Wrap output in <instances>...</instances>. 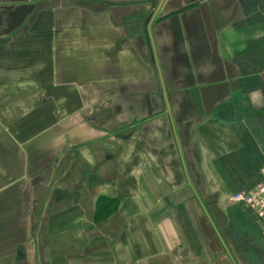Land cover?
<instances>
[{
  "label": "crops",
  "instance_id": "0c3cea01",
  "mask_svg": "<svg viewBox=\"0 0 264 264\" xmlns=\"http://www.w3.org/2000/svg\"><path fill=\"white\" fill-rule=\"evenodd\" d=\"M263 168L264 0H0V264H264Z\"/></svg>",
  "mask_w": 264,
  "mask_h": 264
},
{
  "label": "built area",
  "instance_id": "2783aa9c",
  "mask_svg": "<svg viewBox=\"0 0 264 264\" xmlns=\"http://www.w3.org/2000/svg\"><path fill=\"white\" fill-rule=\"evenodd\" d=\"M263 181L253 191L239 192L232 196V203L240 204L252 210L257 219L264 225V168Z\"/></svg>",
  "mask_w": 264,
  "mask_h": 264
}]
</instances>
